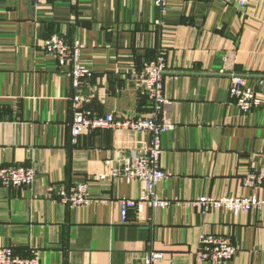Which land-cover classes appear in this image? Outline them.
Here are the masks:
<instances>
[{"label":"crops","instance_id":"0c3cea01","mask_svg":"<svg viewBox=\"0 0 264 264\" xmlns=\"http://www.w3.org/2000/svg\"><path fill=\"white\" fill-rule=\"evenodd\" d=\"M53 34L83 43L79 63L91 71L81 93L92 118L119 121L155 113L173 128L161 134L155 187L168 206L138 204L121 214L120 199L138 200L126 178L91 181L92 201L70 208L60 186L110 172L146 149L151 132L88 128L73 141V88L68 65L45 53ZM162 55L166 101L155 105L138 79ZM242 76L258 104L240 111L228 91ZM0 166L35 170L30 186L0 184V246L18 257L38 251L43 264H213L198 259L200 239H228L236 252L222 264H264V207L234 215L202 210L205 197L264 200V0L240 8L224 0H0ZM250 178H253L252 180ZM96 199H101L96 201Z\"/></svg>","mask_w":264,"mask_h":264},{"label":"built area","instance_id":"2783aa9c","mask_svg":"<svg viewBox=\"0 0 264 264\" xmlns=\"http://www.w3.org/2000/svg\"><path fill=\"white\" fill-rule=\"evenodd\" d=\"M35 4H42L48 1L59 0H33ZM76 1V0H66ZM232 2L240 8L248 5L249 0H224ZM155 4L164 11L166 0H155ZM42 48L45 53L55 56L58 65H68L70 67L69 76L73 88L72 104L73 114L70 123V134L73 141L88 128H126L133 131L151 132L153 138L150 146L146 149L135 151L125 159L123 163L110 170L94 176L91 180L74 182L68 186H60L57 192L59 201L70 208L87 206L92 201L89 193V183L91 181H104L119 178H126L128 181H138L141 185V194L138 200L120 199L121 214L123 220L126 219L127 211L138 204H145L148 208L166 207L169 201L162 199L155 194L156 185L163 179L169 177L160 165V157L163 152L161 146V134L173 128L172 124L159 120L155 113L142 115L138 119L119 121L113 115H106L100 118H92L86 110L84 103L87 100L81 93L83 80L92 76L90 70L79 63V51L83 43L76 40L68 43L59 35L53 34L43 40ZM165 61L162 55L155 60L146 63L138 75V79L143 86L144 93L155 105L159 106L166 101L163 92V72ZM228 91L234 100L237 108L247 113L257 104L258 100L254 89L248 85L242 76L232 74L229 77ZM35 170L27 166H0V184L5 187L30 186L35 178ZM251 180L253 178H250ZM101 199H96L99 201ZM204 211L211 209L227 210L238 215L241 212H248L254 208H263L264 200L257 197H205L201 196L193 202ZM201 251L198 254L199 261L222 264L228 261L236 252V247L226 238L207 234L200 239ZM164 253L162 251H150L143 256L142 264H155ZM0 264H43L38 251H33L32 256L22 258L15 256L8 246H0Z\"/></svg>","mask_w":264,"mask_h":264}]
</instances>
